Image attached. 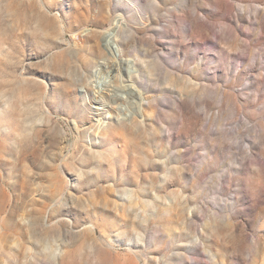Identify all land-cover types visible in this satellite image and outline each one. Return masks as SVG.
Segmentation results:
<instances>
[{
    "label": "rangeland",
    "instance_id": "374dc122",
    "mask_svg": "<svg viewBox=\"0 0 264 264\" xmlns=\"http://www.w3.org/2000/svg\"><path fill=\"white\" fill-rule=\"evenodd\" d=\"M0 264H264V0H0Z\"/></svg>",
    "mask_w": 264,
    "mask_h": 264
},
{
    "label": "bare ground",
    "instance_id": "6f19581e",
    "mask_svg": "<svg viewBox=\"0 0 264 264\" xmlns=\"http://www.w3.org/2000/svg\"><path fill=\"white\" fill-rule=\"evenodd\" d=\"M123 22L122 18L119 17V16H116L113 21H112V24L111 26L106 30L107 33H106V43H112V40L113 37L116 35L117 33V30L119 28V25ZM105 42V40H104ZM113 45V44H112ZM109 48V47H108ZM115 49V48H114ZM117 50V49H116ZM111 51V50H109ZM111 53V52H110ZM115 53V52H114ZM113 57V56H112ZM105 58V57H104ZM99 58L98 61L95 63L94 65V69L95 70H101V71H106V74H108L107 72H110L111 74L114 72V71H117V69H119V67L121 66L122 63H131L130 60L126 59V60H120V59H117L116 61L112 62V63H108L106 58ZM116 58V57H115ZM110 62V61H109ZM127 64V63H126ZM128 67V66H127ZM129 67H131L129 65ZM133 68V67H132ZM129 70V69H128ZM128 77H133L134 75H136V69L134 68L133 70H129L127 73ZM108 76V75H107ZM106 80V79H105ZM97 81V80H96ZM104 81V80H103ZM109 81V80H108ZM107 82V81H106ZM98 83V82H97ZM109 83V82H108ZM97 85V84H96ZM102 85V84H101ZM110 85V84H109ZM130 86V91H128V94L134 98L133 101L131 100V102H133V104L135 103V107L134 109L131 111V112H127L128 114V117L131 119L133 118V116L139 112V108L144 104L145 102V99L142 95L141 92H139V90L135 89L134 87H131V85L129 84ZM107 90V88H106ZM107 92V91H105ZM105 92H100L97 96H99L98 99H101V98H104V94ZM133 94V95H132ZM109 97H108V100H110V102H115L116 100H114V98H117V99H121L123 98L124 96L123 95H116V94H109ZM131 98V99H132ZM130 102V103H131ZM127 117V118H128Z\"/></svg>",
    "mask_w": 264,
    "mask_h": 264
}]
</instances>
